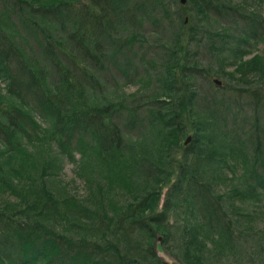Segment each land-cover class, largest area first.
<instances>
[{"label": "trees", "instance_id": "trees-1", "mask_svg": "<svg viewBox=\"0 0 264 264\" xmlns=\"http://www.w3.org/2000/svg\"><path fill=\"white\" fill-rule=\"evenodd\" d=\"M0 1L11 9L14 6L12 14L24 31L43 33L44 41L40 52L28 51L29 42L20 47L14 39L20 35L17 23H12L11 29L7 24L0 26L3 32L0 76L10 74L12 68L11 79L18 85L11 92L15 100L10 99L9 109L0 107V173L3 170L4 176H9L5 182L0 175V190L6 188L16 199L9 208L0 209V264H164L154 253V244L160 237L162 242L166 241L169 230L165 216L180 206L186 218L182 255L187 264H205L200 252L206 249V239L217 253L232 245L230 212L239 208L236 203L255 200L264 207V122L256 105L253 122L246 123L250 125L245 137L253 146L250 165L257 167L249 168L242 182L239 181L242 175L238 176L239 186L229 187L225 197L215 193L212 186L237 178L233 173L227 177L222 172L230 164L234 171L241 155L238 142L246 141L240 135L246 117L232 103H223L215 95L208 100L205 95L207 102L200 103L199 89L194 83L188 82V89L173 84L174 62H160L157 72L155 67L148 70L144 66L137 75L136 66L141 62L134 61L121 49L124 46L128 50L131 38L119 37L116 41L109 34L118 26L134 29L149 20L158 8L162 16H167L162 1L70 0L55 5L44 0ZM191 1L196 22L201 25H212V19L221 12L239 14L249 32H244L234 47H229L232 62L239 72L253 73V80L264 85V55L255 54L243 60L251 52L246 45L250 43L252 29L260 23L258 15L245 12L228 0L229 3ZM74 2L76 8L72 6ZM70 4L67 13L61 12L62 5ZM38 18L41 20L36 21ZM236 18L232 19L233 24L237 23ZM43 19L46 21L39 24ZM49 23L57 24L62 37L56 40L51 34L46 37L44 29ZM101 34H106L103 42ZM209 35L214 49L216 34ZM104 43H108L106 51ZM117 53L122 55V61L114 66ZM216 56L218 60L229 59V55L222 56L221 52ZM84 60L92 62L99 73L116 67L125 82L139 80L150 85L154 80L157 86L145 100L151 108L139 116L137 106L129 108L128 104H122L128 94L119 102L98 96V73L88 72L82 65ZM46 68L53 70L52 77H47ZM113 79L114 84L120 83L114 76ZM121 83L114 91L122 90ZM28 95L41 117L49 122V128L39 124L29 101L26 105ZM122 109L127 118L126 130L113 117ZM185 113L194 130L192 143L185 149L181 170L167 191L163 210L155 213L166 164L165 149L180 140ZM28 130L41 133L44 141L61 148L52 151L53 160L36 164L31 157V162L24 158L28 146L22 138ZM74 135H77L75 148L80 153L78 175L87 184V192L81 196L65 186L59 187L61 179L56 176L62 163L59 160L70 153L65 141ZM2 156H6L7 162L1 161ZM148 165L155 166L156 177L136 168ZM114 189L119 192L114 193ZM145 210L148 212L144 213ZM55 229L59 231L54 233ZM158 229L164 230L160 236L155 233Z\"/></svg>", "mask_w": 264, "mask_h": 264}, {"label": "rangeland", "instance_id": "rangeland-1", "mask_svg": "<svg viewBox=\"0 0 264 264\" xmlns=\"http://www.w3.org/2000/svg\"><path fill=\"white\" fill-rule=\"evenodd\" d=\"M61 1L70 0H44V2H51L53 5ZM161 1L165 7L162 8L168 13L167 16H162V11L158 8L155 14H150L151 16L149 17V20L141 22V24L134 29H127L126 27L118 26L117 28H114V30L112 29L109 34L114 40L119 37H122L123 39L127 37L131 38L127 43L128 50H125L124 46L121 47V49H123V53L127 54L128 57L135 58L133 59L134 61L138 63L141 62L136 66L137 75L142 73L144 66H147L148 70H152L153 67H155L154 72H157L160 69V62L169 61L170 64L174 62L176 63V66H173L175 74L174 82L172 80L173 84H180L182 88L188 89L189 83H194L199 89L200 103L207 102L204 98L205 95L207 96V100L211 95H215L221 99V102L223 103H232V106L235 109L241 110L246 117V121L243 123L244 126H242V130L240 131V135L246 140L247 138L245 135L248 133V126L250 125L246 123L247 121H250L251 123L253 122L252 117L255 113L254 109L256 108V105H258L257 112L261 116L260 119L264 122V85L262 82L253 80L255 77L253 73L249 72L245 75L239 72L236 69V63L232 62L229 47H234L237 39L241 37L244 32H249L244 21H241L239 14L236 11L233 13L231 12L230 15L221 12L218 16L216 15V18L212 19V25H201L199 22H196L197 16L191 0H185L184 3L180 0H159V3H161ZM228 1H230L231 4L239 6L245 12H251L253 15H258L257 18L260 22L257 24L256 28L251 31L252 36L249 37L250 43L246 45L251 52L246 54L243 60L248 59L255 54L263 56L264 0ZM228 1L224 0V2ZM72 6L73 8H76L77 3L74 2ZM81 6V4L78 5V8ZM69 7H71V4L68 6L62 5L61 8L63 11L61 12L67 13ZM12 8L15 9L14 6ZM13 9L6 4L3 6L0 1V17H3L2 19L0 18V26L7 24L11 29V27L14 26L12 23H17L20 35L18 39H16L17 36L14 37L16 43H18L20 47H24L25 44L29 42L28 46L26 45V50L30 51L32 49L36 52L37 50L40 52L44 42L42 38L43 36H41L43 33L40 34L36 30H34V32L29 30L24 31L21 24L18 23V19L12 14L14 11ZM237 16L238 21L233 24L234 22L232 19L236 20ZM38 20H41V18H38L36 21ZM217 20L219 21L217 22ZM45 21L46 19H43L42 21H39V24H43ZM49 24L50 26L47 29H44L43 27L46 37L50 34L55 40L56 38L62 37V34L58 32L57 24ZM256 29H258L257 36L254 35ZM48 30H50V32H48ZM132 30H134V35H132ZM1 32L2 31H0V34ZM98 32L101 33L102 31L99 30ZM209 34H216L214 36V39H216L217 42L214 48L216 50L212 49L209 40L211 35ZM105 35L106 34H101L100 40L102 42L105 40ZM198 37H200L199 40H197ZM107 45L108 43H104L103 48L105 51ZM243 47H245V45ZM220 52L222 56L229 55V59H220L219 57L218 60L216 54ZM121 58L122 55L117 53L114 56L113 65H120V62L122 61ZM85 61L86 60H84L82 65L88 72H93L95 74L98 73L97 75L100 79V84L97 85L98 96L112 99L114 102H119L122 99V96L125 97V95L128 94V96L122 99L124 100L122 101V104H128L129 108L137 106V113L139 116H144L148 108H151L150 104H146L145 100L157 86L154 80H151L150 85H143L139 80L135 82H125L119 75L116 67H112L111 71H108L109 73H99L98 68L92 62ZM194 66L197 68L191 69ZM46 70L48 74L47 77H52L53 70H48V68H46ZM11 73L6 74L5 76H0V107L3 109H9L7 107L10 106V99L15 100L11 95V92H14V89L18 85L11 79V75L13 74ZM109 74L112 75L109 76ZM113 76L115 77V80L117 79L118 82H122V90L114 91L120 83L114 84ZM215 79L219 81V83H216L214 81ZM16 99L18 100L17 97ZM27 101H29V105L32 107V110H34L33 113L39 121V124L42 127L49 128V122L41 117V114L37 111L38 109L35 107L30 95H28V99L25 101L26 105ZM258 101L259 104H257ZM113 117L114 122H117L123 130H126L124 127L125 120L127 119L125 109L118 111L117 115L114 114ZM262 125L264 126V123ZM182 129L183 132L180 140L171 145L169 144L167 149H165L166 164L162 175L163 180H161L162 182L160 183V195L154 208L155 213L163 210V203L168 193L167 191L178 178V172L181 170L180 166L183 162L185 149L190 143H192L194 130L190 121H188L186 117V113L185 124L182 125ZM132 132L131 133L135 135V130ZM261 133H263V128ZM76 137L77 135H74L73 139L65 141L66 145H69L67 148L70 150V153H66L63 160H59V164L62 161L61 167L56 171L57 175H55L61 179L58 183L59 187L65 186L66 189L70 190L72 193L81 196L85 195L87 192V184L84 182L83 178L78 175L80 153L77 148H75L77 145ZM44 139L45 137L41 133L28 130L22 138V141L28 146L24 158L29 162H31L32 158L36 164L44 163L49 158L52 159L51 154L55 153L52 152L53 150H61V148H58L55 143L53 144L50 141H44ZM133 140L134 137L132 136V141ZM131 143L133 145V142ZM238 145L241 150V155L236 160L234 171L230 169V164V167H227L226 170L222 172V174H226L227 177L233 173L237 178L231 182L229 181L227 184L212 186L215 193L223 195L227 194V189L229 187L239 186L238 176L242 175V177H239V181L242 182L246 179L245 174L249 168L251 170V167H257L254 166V164L250 165L253 160V146L251 145V142H248L247 140L244 142L242 140V142H238ZM3 146L6 147L4 144ZM1 161L7 162L6 156H2ZM11 161L13 162L14 159H11ZM17 164L18 161H16L15 168L17 167ZM136 168L140 172L148 171L147 175L150 177H156L157 170L155 166H136ZM3 172L4 171L1 170L0 175L5 182H8L9 176H4ZM12 172L15 173L16 171ZM12 174L13 173H10V176ZM249 178L250 176L247 177V181H249ZM47 184L51 183L47 182ZM118 192V190L114 189V193ZM8 193L9 190L6 188L0 190V209L3 207L9 208L10 204L13 203L12 201L15 202V197ZM225 196L226 195L223 197ZM236 204L239 208L230 212V218L232 219V245L223 249V252L217 253L213 248V244L206 239L204 241L206 249H203L202 252H200V254L204 256L203 262L205 264H264V207L261 206L262 204L260 202H256L255 200H249L245 204H239L238 202ZM224 207H226L225 204ZM258 207L261 210L259 211L260 213H257L259 210ZM151 211L153 212V210ZM147 212L148 210H145L144 213ZM185 221L186 218L181 211V206L167 212L164 219L165 226L169 230L166 241H163V244L160 237L159 242L156 241L154 244L155 247L153 248L154 253L162 263L187 264L184 255H182L185 251L184 244L182 243V235L185 236V233L187 234L185 230ZM162 230L163 229H158L155 232L157 234L156 236H160V234L164 232V230ZM58 231L59 229H55L53 232L57 233Z\"/></svg>", "mask_w": 264, "mask_h": 264}, {"label": "water", "instance_id": "water-1", "mask_svg": "<svg viewBox=\"0 0 264 264\" xmlns=\"http://www.w3.org/2000/svg\"><path fill=\"white\" fill-rule=\"evenodd\" d=\"M182 3L185 2V0H180ZM216 83H219V81H217L216 79L214 80Z\"/></svg>", "mask_w": 264, "mask_h": 264}]
</instances>
